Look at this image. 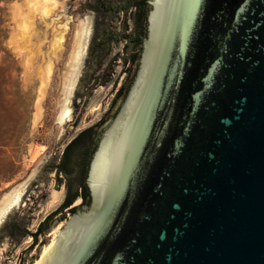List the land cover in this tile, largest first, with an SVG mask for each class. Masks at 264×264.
<instances>
[{
  "label": "water",
  "instance_id": "obj_1",
  "mask_svg": "<svg viewBox=\"0 0 264 264\" xmlns=\"http://www.w3.org/2000/svg\"><path fill=\"white\" fill-rule=\"evenodd\" d=\"M147 3L91 203L39 264H264V0Z\"/></svg>",
  "mask_w": 264,
  "mask_h": 264
},
{
  "label": "rangeland",
  "instance_id": "obj_2",
  "mask_svg": "<svg viewBox=\"0 0 264 264\" xmlns=\"http://www.w3.org/2000/svg\"><path fill=\"white\" fill-rule=\"evenodd\" d=\"M129 1L55 0L45 14L33 11L35 0H0V214L21 195L0 220V264H35L34 257L59 231L61 222L36 241L31 235H7L15 233L14 225L28 224L34 231L58 205L62 193L49 177L53 154L84 128L101 124L119 97L134 46L123 36L124 27L132 29L129 10H113ZM59 29L63 39L52 54ZM66 102L71 111L60 124ZM35 185L42 188L27 189Z\"/></svg>",
  "mask_w": 264,
  "mask_h": 264
},
{
  "label": "flooded vegetation",
  "instance_id": "obj_3",
  "mask_svg": "<svg viewBox=\"0 0 264 264\" xmlns=\"http://www.w3.org/2000/svg\"><path fill=\"white\" fill-rule=\"evenodd\" d=\"M147 1L131 0L128 4L113 10L115 13L125 12V14L129 10L128 15L132 19V29L124 27L123 36L138 49H141V41L146 36V17L149 10ZM131 31L134 32L132 33L134 39H131L129 33ZM139 54L140 52L135 54L138 59ZM97 125L99 127L96 130ZM97 125L84 128L63 148L56 149L57 152L53 154L55 162L49 168V177L53 178L55 189L62 193L58 205L39 221L34 231L27 228L28 224L24 227L14 225L13 231L15 233H7V235L12 236L14 239H18V236L22 237V235H31L33 240L36 241L42 233H46L50 226L66 221L76 210L87 208L90 205L91 196L86 183L87 172L92 153L103 130L100 121ZM41 188V186L35 185L27 189ZM26 201L28 202L29 199H26ZM25 205L24 203L20 204L21 207ZM29 221L30 218L28 217V223Z\"/></svg>",
  "mask_w": 264,
  "mask_h": 264
},
{
  "label": "bare ground",
  "instance_id": "obj_4",
  "mask_svg": "<svg viewBox=\"0 0 264 264\" xmlns=\"http://www.w3.org/2000/svg\"><path fill=\"white\" fill-rule=\"evenodd\" d=\"M51 4H55V0H42L41 2L40 1H37V0H35V2H34V4L32 5L33 7H34V9H33V11H36V12H38V11H41V13H45V14H47V13H49L50 12V9L48 8ZM23 28V30H25L27 27H25V26H23L22 27ZM88 31V30H87ZM61 32H62V30H60L59 29V31L58 32H56L55 33V36L52 38L53 40L51 41V47H55L56 45V47L53 49H51V53L52 54H54V52L57 50V47H59V42L63 39V36H62V34H61ZM88 34V33H87ZM86 36V35H85ZM86 41V40H85ZM84 49V48H83ZM82 49V50H83ZM79 53H80V51H79ZM78 55V54H77ZM76 59H77V57H76ZM69 60H70V58H69ZM71 60H72V58H71ZM50 67H47V72H46V74H47V78H46V80L49 78V75H50ZM72 83H73V81L70 83V86H73L72 85ZM73 89V88H72ZM69 93L71 92V90L69 89V91H68ZM43 96V87H41L39 90H38V94H37V97H38V99H37V104L36 105H38L39 104V101H40V99H41V97ZM68 101V100H67ZM40 107V106H39ZM41 110V109H40ZM40 110L37 108V111H36V113H37V116L40 114ZM71 111V110H70ZM70 111H69V107H68V104H67V102L64 104V106H63V109L61 110V113H60V115H59V118H58V120H59V122H60V124L61 123H63L68 117H69V113H70ZM37 116H35V118H37ZM35 120H37V119H35ZM35 122V121H34ZM20 193L19 194H17L8 204H7V206H6V209H4L3 210V212L0 214V220L2 219V217L6 214V212L12 207L13 208V206H15V205H17L18 203H19V200H20ZM10 199V198H9ZM5 208V207H4ZM54 237L53 238H51V241L46 245V246H44L43 247V249H42V252L40 253V257H39V260H37V261H35V264H39L40 263V260L42 259V257L47 253V251L51 248V246H52V244H53V241H54Z\"/></svg>",
  "mask_w": 264,
  "mask_h": 264
},
{
  "label": "trees",
  "instance_id": "obj_5",
  "mask_svg": "<svg viewBox=\"0 0 264 264\" xmlns=\"http://www.w3.org/2000/svg\"><path fill=\"white\" fill-rule=\"evenodd\" d=\"M129 3V2H128ZM136 59H138V56L135 57Z\"/></svg>",
  "mask_w": 264,
  "mask_h": 264
}]
</instances>
